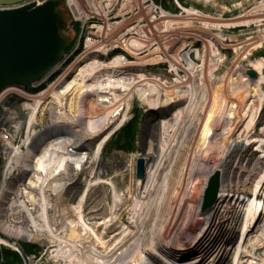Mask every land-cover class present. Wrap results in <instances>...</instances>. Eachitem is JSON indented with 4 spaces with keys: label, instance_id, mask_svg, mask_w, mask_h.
<instances>
[{
    "label": "bare ground",
    "instance_id": "obj_1",
    "mask_svg": "<svg viewBox=\"0 0 264 264\" xmlns=\"http://www.w3.org/2000/svg\"><path fill=\"white\" fill-rule=\"evenodd\" d=\"M207 1L210 0H206V2ZM68 3L70 9L76 14L78 17L77 19L80 21L81 19L84 21L92 19V21H94L95 19H98V17L101 19V16L107 18L109 10L113 7L117 9L122 5L123 8H131V12L134 14L132 17L124 19L126 24L134 19L137 22L141 18L151 19L150 23L152 25H145L143 26V29L141 27L137 28L138 32L141 33L139 38H128L123 34L117 37L116 40L113 38L111 39V35L107 32L105 33L106 27L109 25L107 20L106 25L102 28L103 34L105 33L102 45H106L110 42L111 45L115 43L114 45H120L124 48H126V46L132 47L138 52L142 51L146 46H150L151 49L149 56L151 57L159 56L158 49L156 48L152 51V47L154 46L155 37L159 35V37H162L164 34L163 32L155 31L154 27L162 23L166 26L170 23L175 25L182 17L188 16L187 18H192L200 14L198 13L196 15L192 12L189 15L183 16L173 15L166 11H161V13L158 14L153 6L152 0H123L122 3L121 0H68ZM254 3L256 4H254L255 6L253 9H256V15L259 16L254 17V14H249L250 12L247 10L244 14L238 17L239 19L242 18V20L237 21V19H230L235 22H229V26L232 27L239 25L238 27H241L240 25L247 26L248 24L256 23L259 31L264 30V27L261 28V25L264 24V19L261 20V18H264V0H258ZM83 16L86 17L87 20ZM155 22H157V24H155ZM86 23L87 22H83V24ZM218 23L220 26L222 22L219 21ZM123 25L124 23L117 24V26H119L118 30H120ZM186 27H191V25H186ZM153 31L154 33L152 36L151 33ZM196 34L197 36H201L200 33ZM256 36L261 38L259 40L255 39ZM256 36L251 30L249 33L246 31L245 33L241 32V34L239 36L237 35L235 38L231 34L227 36H224L223 34V37L217 35L216 40L220 46L224 45V47H229L235 50L242 49L250 51L253 48L264 46V33L259 35L256 34ZM173 37L174 38L170 42H167L168 39H165V42H167L165 44H181L182 40L180 35ZM195 38L197 39V37ZM213 38H215V36H213ZM227 39L229 40V45H225ZM205 43L206 46L210 45L208 40H206ZM162 47L164 48V46ZM208 49H210L213 54L209 52V56H202L205 61L204 68L196 70H194V66L192 65L193 62L189 56L190 51L184 53L185 58H183V55L180 58L177 56L183 53L176 49V51L173 52L176 60L180 61L184 59L187 63L192 62L190 66L185 67L188 68V70H191L190 75H188L190 79L189 84L186 80L182 81L187 88L180 87L181 82L176 81L174 83L178 82L180 85L178 86L176 84L177 86L175 89L166 86L167 89L170 90L163 102H145V104L149 105L156 111H161L169 105L182 101H186V103H196L194 99L196 98L195 95H197V87L195 86V83L201 82L202 85H204V88L200 86L202 87L201 94L203 100H207V102H204V106H202L200 112L199 109L201 103L199 105L196 103L193 108L194 110L190 114L189 110H191V104H184L182 106L181 104L174 105L172 107L173 112L171 113L173 121L178 117L179 121L182 122L184 117L189 115L188 118H191H185L188 119L185 121V125L187 126L176 127V120V122L174 121L170 125L172 122V120H170L171 122H166V125H169L168 127H162L159 122L161 129H165V134L162 133L164 136L160 135L159 130H156V132L151 134L157 138V141L155 142L154 151L143 156L147 165L146 177L138 182L137 190L135 191L136 198L142 204L138 208L136 215L128 219V225L124 229L127 230L126 234H122L123 230L122 232L112 235V237H108V239L111 238L108 241H104V231L98 233L99 230L97 231L95 228L101 226L102 223L107 226V221L98 222L93 220L95 217H87V214H83L85 211H81V208L84 206L82 201H86L89 193L86 192V186L94 188L100 183L103 184V186L104 184H108L112 187L111 190H113L111 211L114 214H121L120 212L123 207H120V204L124 205V201H129V195L130 193H133L132 186L128 187L129 189L127 190L126 198H123L125 193H121L120 189L117 187V183L111 178L110 182V179L107 177H101L104 179L99 180L100 176H97L99 181L97 178V181L89 180L88 183L85 181L84 192L82 191L83 196L81 194V197L79 198L80 200H78L77 205L75 206L78 211L77 217L79 223L85 228V232L89 230V232L92 233L90 235L94 236V241L103 243L102 246H97L96 243H92L93 245L89 244L87 239H89L90 236H82L81 232L77 231L76 225L71 226L69 224H62L63 216L66 215L64 212L65 208H56L54 211L56 212V216L53 219V223L47 222L48 213L50 211V206L47 201V197L50 194L49 188L53 185L58 186L55 190L57 191L56 194H60L59 197L61 196L62 198L65 196L66 201L68 198L73 200L75 197L68 195V191L70 189L69 186L76 182L77 174H79L77 171V174L70 176L71 174L65 171V166L62 168V165L60 164L61 166L54 165V167L45 172L49 173L52 170L55 171L45 175L46 178L43 182L44 184H42V189L46 198L42 195L39 188L38 190H34L35 188L33 186H31V188L22 187V184L25 185L27 181L20 180V183L17 182L14 184H10L9 181L7 182L6 177L8 176V171L11 167L23 163L24 161L22 160L24 159H27L28 162L25 163L29 164L31 159H29L27 155L31 152L36 153L37 156L44 159L49 165H51V162L53 161L62 163L66 159H69V157L72 158L74 153L69 152L72 146L75 151H80L85 145H88L86 144L88 139L97 135H102L100 140H103L98 146H96L92 155L91 144L90 150H88V153L91 155V160H88V163L97 161V158L101 155L99 150H102L103 142L105 144V141L110 138L113 131L118 128V125L113 127L112 124V126L109 129L107 128L106 131H99L101 122L104 123L105 121H108L110 117L112 118L113 115L122 113L124 109L133 108L141 99H143L142 95L145 94V91L152 85L153 88L155 86L154 91L160 86L165 87V85H162V82H154L153 80H147L144 84L142 82L144 81L143 79L136 77L138 82L134 85V88L116 90L108 98L107 102L94 105L84 94V92L91 87V78L99 75L100 86L108 89L114 87L115 84H118V73L115 68L126 67L123 66L121 60L116 58L112 60L108 58L109 62H107V54L101 56L99 55L101 53L96 55V52L95 55L98 57L97 59L99 61H93L107 62L106 64L94 68H88V70L85 71L83 68L80 69L79 72L72 77V82L68 79L69 74L72 71V69L69 68L63 72L56 81L57 83L51 84L47 89H44L42 93H23L28 100L22 104V106L29 111L28 119L26 120L27 133L25 132L24 138L20 145L17 146L26 144L27 150L24 151L14 146L10 147L9 143L11 142V144H13L12 138L10 140L0 139L4 150L6 149L8 152L9 150L12 151L6 158L4 177L0 181V234H3L0 235V244L3 245L7 244V242L14 241V245L17 246L16 244L20 239L47 241L45 237H48L51 239L50 241L54 240L60 243L61 247L59 246L56 249L60 250V252H57V255L63 256L65 261L70 260V263H73L71 262L72 260H76L77 264H264V258L257 255L259 250L264 247V174L263 176H259L260 178L257 180L258 182L261 180L260 184L258 183L256 184L257 186L255 185L254 187H251L252 185H250L247 189H241L239 192V180L243 176L241 170L242 167L247 164L251 149L247 140L252 141L259 136L258 134L252 133V127L258 122L259 117L261 116L259 115L261 113V108H264L261 97L258 98L256 96L254 89V87L258 88L259 86L264 89V77H262L263 79L255 80L251 77L250 72L252 69L260 68L264 73V62H256L252 65L243 63L242 75L238 74V78H235L236 80L240 79L239 82L242 85V89L248 90V92H230L229 86L235 87V82H229V79L212 80L211 75L213 73V68L211 62L215 63V61L220 60L221 55L217 52L218 50L215 51L211 46ZM102 50L106 51L107 49L102 47ZM82 57L84 59L92 58V54L90 55L89 51L87 54L82 55ZM238 63L241 64L239 61ZM123 69V71L126 70V68ZM198 71L200 72L199 75H197ZM206 72L210 74H208L210 79ZM65 76L66 78H64ZM113 77L116 79H112ZM126 78L127 77H124V79ZM214 78L215 77H213V79ZM62 79H66L68 83L64 84L65 80L63 81ZM212 81L217 82V88H214V90L211 87L214 84ZM75 88L81 90V92L75 94ZM12 90L15 91L17 89H6L0 96V100L3 99L4 96L6 97L7 94H10ZM212 90L214 91L215 99L213 102L216 104L220 94H224V96L228 97V101H226L227 107L224 110L223 116H220L221 119L216 122L217 124L212 123V119L215 121L216 118H213V115L211 114L212 111L208 115V100L210 94L213 92ZM18 91L23 92V90L21 91L19 89ZM65 95H67L66 99L64 98ZM48 98L51 100L48 109L55 115L50 123L53 126L56 125L58 129H64L69 125L71 126V123L75 120H84V123H81L80 128L65 133L64 136L67 134L69 135L62 137L64 139H62L63 141H60L61 139L58 140L60 141L59 147L54 152L47 151L48 148L53 147L54 145H51V142H45L44 138H41L39 139V142H36L38 139L36 137L37 134L34 131L36 119H33L38 113V107L43 102L46 103ZM246 104H249V106L247 107ZM243 106H245L244 109ZM58 109L59 115H57ZM196 114L198 115L193 117ZM14 118L15 116H13L12 113H7L4 120L11 121ZM101 119L102 121L100 122ZM125 119L126 115L123 120ZM118 123L119 125L121 124L116 120L114 124ZM22 124L23 121L18 122L15 132L19 130ZM32 125L33 130L31 131L29 128L32 127ZM57 128L54 129L52 135L55 131H58ZM81 128L82 130H80ZM199 129L202 131L200 132V135L204 132V140L209 138V140L207 139L209 142L208 146L203 148V142L201 144V150H197V147L200 146V144L196 139L188 137L184 144L179 142L181 140L177 139V136H181V139L185 138L186 130L196 131ZM77 132L79 133L77 134ZM167 134H169V137ZM52 135L50 140L53 139V141H55L57 139L55 137L57 136ZM263 137L259 140L260 143L257 145L256 151L257 154L264 159ZM31 138L37 143L36 148H34L36 143H33L32 140L30 141ZM239 138H242V140ZM260 145L262 151L259 148ZM12 147V150L9 149ZM166 148L168 149L166 150ZM72 159H74V157ZM13 161H16V163H13ZM81 167H83V164H81ZM28 171L29 172L26 174L27 179L35 180L33 179V174L35 173L34 169L30 167ZM116 175L118 176L120 173ZM90 177L94 178L95 176L89 175V178ZM87 179L88 178H86V180ZM71 181L75 182L72 183ZM77 182L81 183L79 178L77 179ZM217 182H220V188L216 200L212 202V195L217 186ZM64 183L69 184H66L65 186ZM255 183L257 182L255 181ZM16 189L22 190L15 193L14 191ZM63 189L65 190L63 191ZM59 197L56 198L58 202L61 201V198L59 199ZM152 197L155 204H152ZM253 198H255L256 203L257 200L259 202L257 205H254L255 208L249 213L247 212V207ZM120 199H122V201H120ZM56 200H53L52 202H56ZM212 203L214 204L212 205ZM133 209L134 206L130 209L131 214ZM45 210H47V212ZM206 212H208V214H205ZM225 212H228L227 216L224 215ZM235 212H237V214H235ZM178 214L182 218L180 223H189L187 229H190L189 231L191 232L188 233L187 230L178 232L175 230L177 218H179ZM107 219H110V217ZM120 219L125 223L126 218L122 217ZM91 223L98 226L92 225L91 227ZM59 224H62V227L66 228V231L62 229V235L68 231L70 239L60 236L61 233H58V236L55 230H52L53 227H56ZM111 228L113 227H110L109 229ZM6 235L13 237L9 238ZM151 238H153V241ZM80 249L85 250L87 254L79 252ZM170 260L177 261L171 262Z\"/></svg>",
    "mask_w": 264,
    "mask_h": 264
},
{
    "label": "rangeland",
    "instance_id": "obj_2",
    "mask_svg": "<svg viewBox=\"0 0 264 264\" xmlns=\"http://www.w3.org/2000/svg\"><path fill=\"white\" fill-rule=\"evenodd\" d=\"M255 1H258V0H217V1L210 0L207 2H206V0H199V1L192 0V2H189L190 5H188L187 7L192 8L194 11L193 13H195L196 15L198 13H200L198 16L194 15L195 17H192V18H187L188 16H186V18L180 20V24L175 29V31L173 30L174 24H171V23L168 26H166L164 23H162V24L154 27L155 31H158V32L160 31V32L164 33L163 36L161 35L162 37H159L160 35L155 37L154 41L157 43H154L155 46H153V47L157 48L156 44L157 45L159 44V47H161L160 53L165 58V60H162L164 63L163 66H158V63L160 61H153L152 63H155V64H153L154 66L148 65V64H150V62H147L148 59L146 60V58H143L140 63L137 61L136 65H134L132 67L126 66V67H121V68H115V70H117L116 72L118 73L119 78L117 77L118 84H115L114 87H110L108 89L102 88V86H100V83H99V79H100L99 75H97V77L91 78V80H90L91 87L88 90H86L84 92V94L89 98V100L94 105H97L100 103H105L108 101V98L113 94L114 91L119 90V89H123V88H127V89L134 88V85L138 82V80L136 77L134 79H129L130 76H140V75L149 74L150 76H148V77L152 78L149 80H153L154 82L155 81L156 82L157 81L162 82V85H165V87L157 85L160 87L156 88V90L154 92L153 85H152L151 87L148 88V90L145 91V94L142 95L143 99H141L142 101L140 103V109H142L141 111H143L144 114H146L149 110H148L147 104H145V102L146 101H156L159 103L163 102L164 99L166 98L167 94H168V91L170 90V89L168 90L167 87L175 89L177 85L178 86L180 85L178 82L177 83H174V82L179 81V82H181L180 87L187 88L182 83V81L186 80V82L189 84L190 79H189L188 75H190L191 70H188V68H185V67L190 66V64H192V62H193L192 65L194 66L193 67L194 70L204 68L205 61L203 60L202 56L205 57V55L209 56L210 53L213 54V52L210 51V49H208L210 46L213 47V49H215V51L218 50L217 52L221 55L220 60L215 61V63L211 62V65L213 68L212 69L213 73L211 75L212 80L229 79V82H235L236 83L235 87L229 86L230 92H236V93L248 92V90L242 89V85L239 82L240 79L236 80L235 77L238 78V74L242 75L241 73L243 72V70H242L243 69V67H242L243 63H248V64L252 65L256 62H264V46L253 48L250 51H246V50H242V49L241 50H235V49H232L229 47H224V45L220 46L216 40V36L220 35L223 37V34H224V36L231 34L235 38L237 35L239 36L241 34V32L245 33V31H246L249 33V31H251V30L253 31L255 36H256V34H258V35L263 34L264 30L259 31L258 26H256V23L248 24L247 26L246 25L245 26L240 25L241 27H238L239 25L232 26V27L229 26V22H235V21H231L230 19H237V21L242 20V18L239 19L238 17H240L242 14H244V12H246L247 10H248V12H250L249 14H254V17L259 16V15H256L257 14L255 12L256 9H253L255 6L254 4H256V3H254ZM157 2H160V0H157ZM159 4L161 6H163L164 9L170 8L169 2H164V3H159ZM195 4H198V5L195 6ZM173 6H177V5H173ZM195 10H198V11H195ZM123 14H124V12H123ZM123 14H120L117 18H112L113 16L110 13L109 17L106 18V20L109 22V25L106 27L105 33L106 32L109 33V35H111V39L113 38L114 40H116L117 37L120 36V33L117 34V31L119 28V26H117V22L119 23V21L126 19L128 16H132L129 13H126L125 16H122ZM194 18H197V19H194ZM262 19H264V18H261V20ZM219 21L222 22L220 24V26L218 23ZM142 22H145V20H142ZM133 24L135 25V23H130V26H132ZM182 24H184L185 26H183ZM103 25L104 26L106 25V21H105V24H103ZM111 25H112V27H111ZM186 25H191V27H186ZM263 27H264V24L261 25V28H263ZM178 30H180V31H178ZM183 30H184V32H183ZM113 31H114V33H113ZM105 33L103 34V37L105 36ZM153 33H154V31L151 33L152 36H153ZM196 33H200L201 36H197ZM177 35H180V37H181V40H182L181 44L180 43L178 45H171L170 43L165 44V43H167V42H165V39H168V42H170L174 38L173 36H177ZM128 36H131V35L129 34ZM213 36H215V38H213ZM195 37H197V39ZM262 37H263V35H262ZM260 38L261 37H259V36L255 37V39H258V40ZM150 40H153V39H150ZM206 40L209 41V43H210L209 46L205 45ZM107 45L110 46L111 45L110 42ZM225 45H229L228 39H227ZM162 46H164V48L166 50ZM186 46H188V49L190 50L189 56H190V59L192 61L191 63H187L186 60H184V59H183V61L180 60L181 62L178 60L174 61L169 56H166L164 54V53H166V54L170 55V53H172V55H173V52H175L176 49H178L177 51L185 52ZM147 48H150V46H147ZM131 49L133 50L132 47H131ZM162 51H164V52H162ZM136 52H138V51H136ZM244 52H245V55H244ZM115 53H116L115 51H110V52H108V55H114ZM109 59H111V58H109ZM93 60H95V59L82 61L81 65L76 66V68L74 69L76 71V73L72 71V73L69 74L68 79L71 80L70 82L73 81L72 77H74L77 74V72H79L80 69L83 68V70L85 71V70H88V68L98 67V66H101V65L109 62V61H107V62H96ZM88 61H92V62H90L86 66ZM238 61L241 64H239ZM178 62H179V64H178ZM123 66H125V65H123ZM147 66L149 68H147ZM123 68H126V70L123 71L124 70ZM257 69H260V68H257ZM231 72H233V73H231ZM206 73H207V76L209 78L210 74L208 72H206ZM177 74H179V75H177ZM199 74H200V72L198 71L197 75H199ZM120 76H122V77H120ZM124 77H127L128 79L126 78L127 79L126 80V79H124ZM213 77H215V78L213 79ZM64 78H66V76ZM58 79L59 78H57V80ZM112 79H116V78L113 77ZM52 80H54V79H52ZM62 80L63 81L65 80L64 84L68 83V81H66V79H62ZM128 80H132V82H129ZM56 81H54V83H51V84L57 83ZM146 81L144 82V84L146 83ZM131 83L134 84L132 87L129 86V85H131ZM212 83L215 84V85L213 84V86H211L212 89L214 90V88H217L216 87L217 82L212 81ZM142 86L145 87L144 85H142ZM195 86L197 87V90H196L197 95H195L196 98H194V99H195V102L197 103V105H199L201 103V107L199 109V112H200L202 106H204V102H207V100L206 99L203 100V97L201 94L202 87L204 88V85H202V82L201 83H195ZM200 86H202V87H200ZM154 88H155V86H154ZM254 89L256 92V96L258 98L261 97L262 102H263V106H264V89H263V87H261V86H259L258 88L254 87ZM37 92L38 91L35 89V91L33 93L36 94ZM42 92H40V93H42ZM74 92H75V94H79V92H81V90H77V88H75ZM151 92H154L153 95L152 96L150 95L151 97L148 96V98L145 100V95L150 94ZM194 92H195V90H194ZM203 93H204V89H203ZM219 96L220 97H218L217 104L215 102H213V100L215 101L214 91L210 94L209 100H208V102H209V107H208L209 113H208V115L212 111L211 114L213 115V118H215V117L217 118V120L215 118V121H214V119H212V123H214V124H217L216 122H218V120L221 119L220 116L221 115L223 116L224 110L227 107L226 101H228L227 100L228 97L224 96V94H220ZM66 97H67V95L64 96L65 99H66ZM14 101H15L14 109L17 112V115L15 117H18V118L11 121L8 125V128L12 132V139H13L12 142L15 145L11 144V142L9 144H10V147L14 146L18 149L20 148L21 150L26 151L27 150L26 144H22L21 146H17V145H20L21 140L24 138L23 133L21 132V130L20 131L18 130L17 132H15L17 125H18L17 121L20 120V117L26 118V112H24L22 109V101L21 100H19L18 98H14ZM196 103H194V102L193 103L192 102L187 103V105L191 104V110H189L190 111L189 114L192 113V111L194 110L193 108L195 107ZM50 104H51V100H50V98H48L46 103L43 102L41 105H39L38 113H37V115H35V118L33 120L36 119L35 124L38 125V126H36V134H37L36 137L38 139V141H36V142H39V139L44 138L45 142H51V145H54L53 147L48 148L47 151L48 152L49 151L54 152L59 147V142L64 140L62 138L64 136V134H61L60 130L61 131L64 130L63 132L66 131V133L70 132V131H68L70 128H71V130H76L77 128L80 127L81 123H84V120H82V119L75 120L73 123H71V126L69 125L67 128L58 129L56 125L53 126L52 124H50L51 121L53 120L52 118L55 116L48 109V106ZM215 104H216V106H215ZM246 105H247V107L249 106V104H246ZM212 106L213 107L215 106V107L213 108ZM143 107H145V109ZM211 108H213V109H211ZM244 108H245V106H243V109ZM24 110H26V109L24 108ZM261 110H262V108H261ZM57 112H58L57 115H59V109L57 110ZM187 113H185V114H187ZM132 114L133 113H130V115H132ZM197 115L198 114H196L193 117H196ZM259 115H261V116L259 117L258 122H256V124H254L252 127L253 128L252 133L258 134L259 136L255 140H252V141L247 140V143L250 144L251 149H250V153L248 156L249 158L247 159V164H246V166H243L242 170H241L243 172V176L239 180L240 181L239 182L240 183L239 192L241 191V189H243V190L247 189L248 187H250V185H252L251 187H254L256 184H258V183L260 184L261 180L259 182L257 180H258V178H260L259 176H263V174H264V159L261 158V156L258 155L257 151H256L257 150L256 147L260 143L258 140L260 139V137L264 136V108ZM188 116H185V117L183 116L184 119L182 122L179 121V118H178L176 120L177 124L175 123L177 125L176 127H182V126L186 127L187 125H185V121L188 120L189 118H191V117L188 118ZM185 118H188V119H185ZM150 119L151 118L147 116L145 118V121L143 120L142 128L144 130H142V134L140 135L141 137H139L138 149L134 150L133 153L129 154L127 152H122L114 146L106 145V147H105L104 151L102 152V154L100 155V157L97 158L98 160L93 162V163H91V162L88 163V160L89 161L91 160V155L93 154V152L96 149V146H97L96 142L100 141V139L97 137L96 141L89 143L87 146L85 145L86 147L84 146V148L82 150L73 152L74 156L72 155V158L74 157V159L69 157V159H66L62 163H58V162L53 161V162H51V165H49L48 162H46L41 157L37 156L36 153L31 152L27 155V157H29V159H31L32 163L30 162L29 164H26L25 162H28V161H27V159H24V160H22V161H24L23 163L11 167V169H9V171H8V176L6 177L7 178L6 180H7V182L9 181L10 184L17 183L20 180H25L27 182L25 185L22 184V187L31 188V186H33L35 188L34 190H38V188H39L42 195L45 197V193L43 192V189H42V184H44L43 182L45 181V178H46L45 175H47L49 173H53L55 171L52 170L49 173H45V172H47L52 167H54V165H59V166L62 165V168L64 166L65 167L67 166L68 168L64 167V169L66 172L71 174L70 176H72L73 174H77V172H78L79 174H77L76 178L77 179L79 178L81 183L77 182V179H76L75 181L77 183L75 181H73V182H75V184L69 186L70 189L68 191V195L75 197L73 200L68 198L66 201L65 196H63L62 198H61V196L59 197L60 194H56L57 191L55 190L58 188V186L53 185L51 188H49L50 194L47 197V201H48V205L50 206V211H49L48 217H47L48 221L47 220L46 221L48 223H53V219L56 216V212H54L55 209L58 207H60L61 209L65 208L64 212L66 213V215L63 216V223L62 224L63 225L69 224L71 226L76 225L77 231H80L82 236L83 235L85 237L87 235L90 236L89 239H87L89 244L93 245L94 243H96L97 246L98 245L102 246L103 243H99V241H94L95 240L94 236L90 235L92 233L89 232V230L87 232H85V230H84L85 228L82 227L81 223H79V220L77 217L78 211H77V208H75V206L77 205L78 200H80L79 198L81 197V194L83 196L82 191L84 190L85 181H86V183H88L89 180H92V181L96 180L97 176H100L99 180L104 179L101 177H107L108 179L111 178L113 181H115V183H117V187L120 189L121 193H125L123 198H126L127 190L129 189L128 187L132 186L133 193H130L129 201L128 200H126V202L124 201V205L120 204V207H123L121 212H120L121 214H118V213L114 214L111 211V205H112V201H113V190H111L112 187L108 184H104L105 187L101 183L99 185H96L94 188L93 187L89 188L88 186H86L87 187L86 192H89V193H88V196L86 198V201L85 200L82 201L84 206H83V208H81V211H85V213L83 212V214H87V217H89V218L95 217L93 220H96L98 222L107 221V223H108L107 226H105V224H103V223L101 226L94 225L93 223H91V225H90L91 227H92V225L98 226L95 228L97 231L99 230L98 233H100V231H104V235H105L104 241H108L109 239H111V238L108 239V237H112V235H114L118 232H122L127 227L128 219H130L136 215L138 208L142 204L136 198V192H135L137 190L138 182L140 181V178L138 176V167H139L138 159H139V157L145 156L147 153L154 151L155 142L157 140L156 138L150 137V134H152V132L155 131L154 128L156 126V125H154V122L150 123ZM155 120H157V119H155ZM101 121H102V119L100 120V122ZM112 121L113 120L110 117V119L108 121H105L104 123L101 122V126L99 127L100 128L99 131L107 129L106 128L107 125L110 124ZM114 122H115V120H114ZM26 126H25V132H26ZM34 127H35V125H34ZM55 128H57L58 132L55 131V133H53V135L57 136V137H55L57 139L55 141H53V139L50 140L51 135H52L51 131L53 132ZM29 129L32 131L33 125ZM164 130H162V131L159 130L160 135L164 136L162 134L165 132ZM200 132H202V131H200V129L196 130V131L186 130L185 138L181 139L182 138L181 136H177V139L181 140L179 142H181L183 144L188 137H191L192 139H196L198 141V143L200 144V146L197 147V150H199V149L201 150L202 147L205 148V146L206 147L208 146L209 138H207L208 140L207 139L204 140L205 139V135L203 136L204 132L201 135H200ZM41 133H42V135H41ZM167 135L169 137V134H167ZM101 136L102 135H100V138H101ZM37 139H35V140H37ZM239 139L242 140V138H239ZM31 140L33 141L32 138L30 139V141ZM58 140H60V141H58ZM36 142L33 141V143H36ZM203 142L205 143V145ZM202 143H203V146L201 147ZM90 144L92 147L91 148V152H92L91 155H90V153H88V150H90ZM167 144H170V143H167ZM36 146H37V143H36L34 148H36ZM1 147L2 146L0 145V150L2 149ZM31 147H33V146H31ZM41 147H43V146H41ZM259 148L262 151L261 145ZM9 149L12 150L13 147L9 148ZM167 149L168 148H166V150ZM5 152L9 153L8 150H6ZM8 155L9 154H7V157H8ZM49 155H50V153H49ZM263 157H264V152H263ZM98 161H99V164H98ZM18 162H20V161H18ZM5 163H6V161H5ZM13 163H16V161H13ZM81 164H83V167H81ZM30 167L33 168L35 171V173L33 174V177H34L33 179H35V180L27 179L26 174L29 172L28 169ZM3 168H4V159L0 163V180L3 178V173H2ZM82 168H83V172H82ZM129 168H131V171ZM101 173H102V175H101ZM119 173H120V175L117 176L116 174H119ZM123 174H124V177H123ZM89 175L90 176L93 175L95 177L89 178ZM86 178H88V179L86 180ZM111 179L109 180V182L111 181ZM97 180H98V178H97ZM107 180H105V181H107ZM255 181L257 183H255ZM69 183H66V184L68 185ZM66 184H65V186H66ZM63 188H65V187H63ZM11 189H12V187H11ZM90 189H91V191H90ZM21 190L16 189L14 192L16 193L17 191L19 192ZM64 190L65 189H63V191ZM11 192H13V191H11ZM57 197H59V199L61 198L60 202H58L56 200ZM53 200L54 201L56 200V202H52ZM151 200H152V204H155V202L153 201V197L151 198ZM120 201H122V199H120ZM258 202L259 201L257 200V203ZM57 203H58V205H57ZM257 203H256L255 198H253L247 207V212L250 213L253 210V208H255L254 205H257ZM53 205H55V206H53ZM132 206H134V209H133V212L131 214L130 209ZM58 210H60V209H58ZM235 210L238 211L237 209H235ZM45 211L47 212V210H45ZM205 214H208V212H206ZM235 214H237V212H235ZM224 215L227 216L228 212L227 213L225 212ZM108 217H110V219H107ZM119 217L120 218H122V217L126 218L125 223ZM178 217L179 218H177V224L175 226V230H177L178 232H183L185 230H187L188 233L191 232V231H189L190 229H187V227L189 226V223H186V222L180 223L182 218L180 217L179 214H178ZM62 224H59L56 227H53L52 230H55V232L57 233L58 236H59L58 233H61L60 236H63L64 238H67V239H70V235L68 234V231H67V233H65V234L63 233V235H62V229L64 231H66V228L62 227ZM110 227H113V228L109 229ZM71 228H70V230H71ZM104 228H105V230H104ZM108 229H109V231H108ZM0 232H1V230H0ZM126 232H127V230H124L122 234H126ZM6 236H8L9 238L13 237V236H9V235H6ZM45 239L47 241H45V240L29 241V242L38 243V245L41 247V249L37 253L39 255L36 254L37 255L36 257L33 256L31 261L28 264H68V263L69 264H77L76 260H74V261L72 260L71 262H73V263H70L69 262L70 260L65 261L63 259V256L57 255V252H60V250H56L60 246L59 242H56L54 240L50 241L51 239H49L48 237H45ZM20 240L26 241V239H20ZM151 240L153 241V238H151ZM231 242H232V240H231ZM8 245H9V243H8ZM0 246H1V244H0ZM79 252L87 254L85 252V250H83V249H80ZM257 255L261 258H264V247L259 250ZM170 261L176 262L177 260H170Z\"/></svg>",
    "mask_w": 264,
    "mask_h": 264
},
{
    "label": "water",
    "instance_id": "obj_3",
    "mask_svg": "<svg viewBox=\"0 0 264 264\" xmlns=\"http://www.w3.org/2000/svg\"><path fill=\"white\" fill-rule=\"evenodd\" d=\"M18 1L0 0V4ZM71 22L63 0L0 11V88L9 82L31 86L58 64L74 39ZM252 75L258 77L260 73L252 71ZM139 176L146 177L145 159L140 160ZM219 185L217 182L212 202Z\"/></svg>",
    "mask_w": 264,
    "mask_h": 264
},
{
    "label": "trees",
    "instance_id": "obj_4",
    "mask_svg": "<svg viewBox=\"0 0 264 264\" xmlns=\"http://www.w3.org/2000/svg\"><path fill=\"white\" fill-rule=\"evenodd\" d=\"M139 121L140 116L138 115L131 124L124 128L121 134V138L124 139L122 146L128 150L134 149L135 137L140 129ZM24 248L26 253L28 254L36 253L39 250L38 246L31 244H25ZM1 256L0 259L3 258V260H0V264H22L20 255L15 251L9 250L7 248H2Z\"/></svg>",
    "mask_w": 264,
    "mask_h": 264
},
{
    "label": "built area",
    "instance_id": "obj_5",
    "mask_svg": "<svg viewBox=\"0 0 264 264\" xmlns=\"http://www.w3.org/2000/svg\"><path fill=\"white\" fill-rule=\"evenodd\" d=\"M122 1L123 0H121V3H122ZM157 11V10H156ZM121 12V13H120ZM123 12H124V14H123ZM158 12V11H157ZM111 13V15L113 16L112 18H117L120 14H123L122 16H125L126 15V13H129V14H131V15H134L132 12H131V8H123V5L121 6V7H119V8H117V9H115L114 7L111 9V10H109V12L107 13L108 14V17H109V14ZM118 13V14H117ZM117 14V15H116ZM158 14H159V12H158ZM111 17V16H110ZM128 17H132V16H128ZM127 17V18H128ZM98 19H99V17H98ZM101 19L102 20H106V18L105 17H103V16H101ZM142 20H145V22H142ZM151 19H146V18H141V19H139V21L137 22L135 19L134 20H132L131 22H129L128 24H126L125 22H124V20H122V21H119V24L120 23H124V25H123V27L120 29V30H118V33H120V35H123L124 34V36H128L129 34L131 35V36H128V38H139L140 37V34L141 33H139L138 32V30H137V28L138 27H141L142 29H143V26H145V25H152L151 23ZM130 23H135V25L133 24L132 26H130ZM155 24H157V22H155ZM117 33V34H118ZM103 39H104V37H103ZM154 43H157V42H154Z\"/></svg>",
    "mask_w": 264,
    "mask_h": 264
}]
</instances>
